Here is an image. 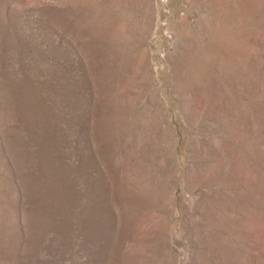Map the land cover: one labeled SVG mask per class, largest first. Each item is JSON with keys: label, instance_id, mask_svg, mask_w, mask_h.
Listing matches in <instances>:
<instances>
[{"label": "rangeland", "instance_id": "1", "mask_svg": "<svg viewBox=\"0 0 264 264\" xmlns=\"http://www.w3.org/2000/svg\"><path fill=\"white\" fill-rule=\"evenodd\" d=\"M0 264H264V0H0Z\"/></svg>", "mask_w": 264, "mask_h": 264}, {"label": "crops", "instance_id": "2", "mask_svg": "<svg viewBox=\"0 0 264 264\" xmlns=\"http://www.w3.org/2000/svg\"><path fill=\"white\" fill-rule=\"evenodd\" d=\"M91 157H92V158L94 157V156H93V154H92V156H91ZM94 163H95V162L93 161V164H94ZM94 171H95V169H94ZM134 192H135V190H134ZM141 195H142V193H141ZM139 196H140V194H139Z\"/></svg>", "mask_w": 264, "mask_h": 264}]
</instances>
